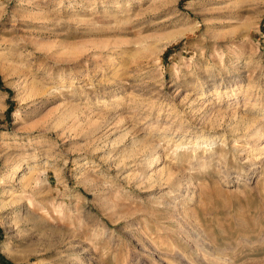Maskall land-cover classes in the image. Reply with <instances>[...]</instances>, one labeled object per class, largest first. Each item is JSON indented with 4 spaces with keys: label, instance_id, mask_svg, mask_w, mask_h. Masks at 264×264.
<instances>
[{
    "label": "rangeland",
    "instance_id": "obj_1",
    "mask_svg": "<svg viewBox=\"0 0 264 264\" xmlns=\"http://www.w3.org/2000/svg\"><path fill=\"white\" fill-rule=\"evenodd\" d=\"M263 138L264 0H0V264H264Z\"/></svg>",
    "mask_w": 264,
    "mask_h": 264
},
{
    "label": "bare ground",
    "instance_id": "obj_2",
    "mask_svg": "<svg viewBox=\"0 0 264 264\" xmlns=\"http://www.w3.org/2000/svg\"><path fill=\"white\" fill-rule=\"evenodd\" d=\"M234 94V92L232 91V93L230 94V96H232ZM206 96V95H205ZM207 97V96H206ZM223 102V101H222ZM259 131H257L256 133H258ZM260 133V132H259ZM258 133V134H259ZM257 134V135H258ZM256 135V136H257ZM261 135H262V133H261ZM258 137V136H257ZM260 138V137H259ZM264 139V138H263ZM224 140H226V138L225 137H223L222 138V141H224ZM257 140V139H256ZM196 140H194L193 141V143H197V142H195ZM190 142H192L191 140H189L187 143H190ZM184 142H178V144L176 145V148H178L180 145L182 146V144H183ZM200 143H206V144H209L210 146H212L213 144H214V141H207V140H202ZM199 143V144H200ZM198 144V143H197ZM149 145H151V148L153 149V148H155V145L154 144H152V142L149 144ZM180 146V147H181ZM257 159V158H256ZM171 175L170 174H167V175H162V173H160V175H159V177H157L158 178V181H160L159 183H158V185H173V187H174V185L175 186H181V182H180V180H171ZM176 177V176H175ZM149 185L150 186H152V185H154V183L156 182L155 181V178L153 177V176H150L149 178ZM21 184V183H20ZM157 185V186H158ZM22 186H23V184H22ZM176 213V212H175ZM53 215V214H52ZM185 224V223H184ZM181 227V226H180ZM187 227H188V225H187ZM190 229V228H189ZM196 232V231H195ZM189 233V232H188ZM197 233V232H196Z\"/></svg>",
    "mask_w": 264,
    "mask_h": 264
}]
</instances>
